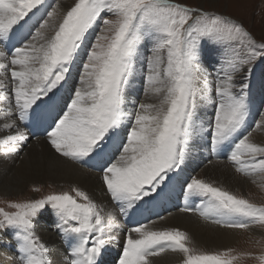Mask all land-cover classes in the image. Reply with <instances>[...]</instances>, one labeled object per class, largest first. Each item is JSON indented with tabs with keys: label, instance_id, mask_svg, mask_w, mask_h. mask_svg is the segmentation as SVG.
Returning a JSON list of instances; mask_svg holds the SVG:
<instances>
[{
	"label": "snow or ice",
	"instance_id": "1",
	"mask_svg": "<svg viewBox=\"0 0 264 264\" xmlns=\"http://www.w3.org/2000/svg\"><path fill=\"white\" fill-rule=\"evenodd\" d=\"M262 65L264 31L257 39L233 17L176 0H0V166L43 139L57 159L95 171L108 198L74 184L5 200L0 252L12 264H106L127 224L113 264L168 252L234 264L245 254L206 253L184 231L149 225L181 197L200 203L179 211L221 228L264 227V206L190 174L202 148L264 181V143L252 139L264 133Z\"/></svg>",
	"mask_w": 264,
	"mask_h": 264
},
{
	"label": "bare ground",
	"instance_id": "2",
	"mask_svg": "<svg viewBox=\"0 0 264 264\" xmlns=\"http://www.w3.org/2000/svg\"><path fill=\"white\" fill-rule=\"evenodd\" d=\"M58 3L61 7H66L72 3V0H60ZM252 139L258 143H264V133L257 130L253 133ZM197 156L199 157L198 152L193 155L192 168L195 165L202 167L198 171L199 176L201 175L207 182H213L214 186H222L235 194L258 190L261 183L259 179L256 184H253L248 178L237 175L230 163L211 161L210 164H202L196 158ZM41 184H52L58 189L63 188L64 185H69V188L74 184L79 185L89 190L97 201L108 204V198L100 191L98 175L79 166L71 165L62 159H57L43 139L32 141L21 160H9L0 166V186H2L0 195L26 193L32 185ZM149 227L153 230L179 229L184 231L192 238L191 246L204 252L237 247L245 238L253 239L262 234L259 225L246 230L224 229L181 211L165 215L164 219L156 220ZM125 228L127 225L122 224L120 229L115 231L117 234L118 232L123 233ZM38 231L43 239L59 247L54 230L44 225L38 228ZM10 255V252H0V264H12L9 260ZM150 261L152 264H181L183 258L179 254L168 252L159 257H150Z\"/></svg>",
	"mask_w": 264,
	"mask_h": 264
},
{
	"label": "rangeland",
	"instance_id": "3",
	"mask_svg": "<svg viewBox=\"0 0 264 264\" xmlns=\"http://www.w3.org/2000/svg\"><path fill=\"white\" fill-rule=\"evenodd\" d=\"M49 1L51 2L50 4H52V3H58L60 0H49ZM176 2L184 3L189 7H202L204 10L207 11H215L217 13H222L229 17H233L236 20L242 22L245 25V27L257 37V39H259L262 31H264V0H176ZM258 70H264V65L260 66V69ZM205 164H210V163H205ZM201 168L202 167H200V170ZM193 175L195 178L204 179L201 175L199 176L198 172L197 174L195 173ZM237 175L244 177L242 174H237ZM204 180L206 181V179ZM37 186L43 189L42 193L40 194L33 193L30 190L31 187H29L26 193L0 195V207L6 208V205L4 203L5 200H26L50 191L59 192V191L70 190L69 185L66 186L64 185L63 188H59V189L56 188L57 186H54L52 184H41ZM236 195L249 199L251 202L255 203L258 206H264V181H261L258 190L244 194L237 193ZM6 210L8 209L6 208ZM259 228L262 231L261 235L253 239L245 238L240 243V245H238L239 247L237 246L230 248L235 250L233 255L238 253L245 254L242 256L241 259L234 261V264H259V261L256 260L255 257L264 253V227L259 226ZM226 249L228 248H223L222 250H216L210 252L205 251V252L212 253L217 251H223ZM249 253L251 255H246ZM181 264H183V262Z\"/></svg>",
	"mask_w": 264,
	"mask_h": 264
}]
</instances>
